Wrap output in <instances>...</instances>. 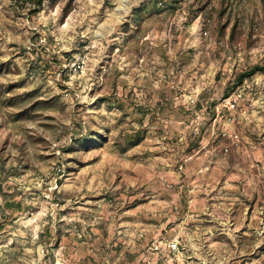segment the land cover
<instances>
[{
    "label": "rangeland",
    "instance_id": "374dc122",
    "mask_svg": "<svg viewBox=\"0 0 264 264\" xmlns=\"http://www.w3.org/2000/svg\"><path fill=\"white\" fill-rule=\"evenodd\" d=\"M257 65L264 0H0V264H264Z\"/></svg>",
    "mask_w": 264,
    "mask_h": 264
},
{
    "label": "trees",
    "instance_id": "16d2710c",
    "mask_svg": "<svg viewBox=\"0 0 264 264\" xmlns=\"http://www.w3.org/2000/svg\"><path fill=\"white\" fill-rule=\"evenodd\" d=\"M43 2V0H36V3H38V5H41ZM256 71H264V65H257L254 68H252L250 71H245L243 72L240 77L238 78L237 83L240 85L243 83V81L248 78L251 74H253Z\"/></svg>",
    "mask_w": 264,
    "mask_h": 264
},
{
    "label": "built area",
    "instance_id": "2783aa9c",
    "mask_svg": "<svg viewBox=\"0 0 264 264\" xmlns=\"http://www.w3.org/2000/svg\"><path fill=\"white\" fill-rule=\"evenodd\" d=\"M230 106H231V107H235L234 102H231V104H229L228 108H230ZM170 247H171L172 249H176V248H177V243H170Z\"/></svg>",
    "mask_w": 264,
    "mask_h": 264
}]
</instances>
